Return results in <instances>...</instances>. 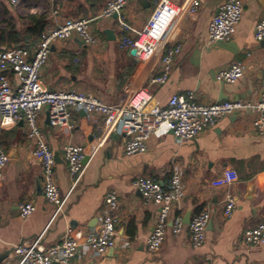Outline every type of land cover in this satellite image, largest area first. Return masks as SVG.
I'll list each match as a JSON object with an SVG mask.
<instances>
[{
    "label": "crops",
    "instance_id": "crops-1",
    "mask_svg": "<svg viewBox=\"0 0 264 264\" xmlns=\"http://www.w3.org/2000/svg\"><path fill=\"white\" fill-rule=\"evenodd\" d=\"M108 0H20L13 4L0 0V48L38 44L39 34L67 17H97ZM159 0H133L120 15L97 19L92 23L95 44H85L74 35L58 41L42 71L49 89H76L100 95L106 102L120 101L135 76L137 63L130 49H122L118 40L136 36L154 13ZM177 5L184 0H171ZM196 12H182L169 35L168 46L180 45L168 80L151 85L153 100L166 106L176 94L193 91L200 101L209 103L242 99L258 102L264 87V41L255 39L256 23L264 15V0H243L242 18L231 45L208 44L210 22L227 0H198ZM122 23L130 29H124ZM112 30L109 36L105 31ZM114 36V37H113ZM240 61L245 69L236 82L216 80L217 71ZM156 59V73L161 72ZM14 81L13 72L9 73ZM248 110L222 118L198 137L180 140L172 133L151 139L143 153L126 154L125 134L107 126L104 116L74 112V127L64 132L49 123L47 107L38 125L55 154V177L63 197L61 213L43 194L41 161L33 155V142L26 137L27 125L0 129V146L9 155L0 181V264H16L15 245L33 240L56 243L68 236L87 235L97 229L110 190L119 193L116 210L115 246L101 255H79L71 264H264V244L253 249L245 246L246 232L264 218V134L258 133ZM71 143L97 147L89 165L76 183L69 173L63 147ZM232 169L238 180L222 186L212 181L224 169ZM180 174L183 197L173 213L190 219L208 210L204 243L195 247L186 228L174 233L167 228L161 248L152 252L146 238L157 221L158 207L146 202L133 182L150 176L166 184L173 172ZM236 199L231 216L224 212L228 194ZM32 202L35 210L28 217L20 214V205Z\"/></svg>",
    "mask_w": 264,
    "mask_h": 264
},
{
    "label": "built area",
    "instance_id": "built-area-1",
    "mask_svg": "<svg viewBox=\"0 0 264 264\" xmlns=\"http://www.w3.org/2000/svg\"><path fill=\"white\" fill-rule=\"evenodd\" d=\"M9 1L13 4L20 2ZM131 1L108 0L95 18L67 17L57 20L39 34L34 50L24 47L0 48V129L10 128L19 121L26 123V137L33 142V155L42 163L43 194L55 205V215L61 213L67 197L60 193L54 170L55 154L38 125V117L45 107L50 125L64 132L74 127L75 111L104 116L107 126L125 134L124 152L130 155L146 152L151 139H160L170 133L180 140L195 139L222 118L245 110L255 115L252 124L258 133L264 134V93L258 102L235 99L206 103L200 101L193 91L174 95L166 106H160L153 100L149 87L164 84L168 80L175 57L181 50L180 45L168 46L170 32L182 12L198 10V0H184L181 5L171 0H159L145 27L139 31L134 30L136 36L124 35L118 40L122 49L135 50L137 65L131 84L117 103H108L93 92L47 88L42 79V71L54 44L74 35L82 43L95 44L97 39L92 34V23L115 14L119 16ZM243 10V0L225 1L210 22L208 44L229 41L236 32ZM122 26L130 29L124 23ZM254 36L256 40L264 41V15L256 23ZM157 58L162 66L160 73H156ZM244 69L242 62L235 61L229 67L217 71L215 78L220 82L233 83L243 76ZM10 71L13 72L14 81L9 75ZM96 148L92 147L88 152L84 145H64V159L76 183L85 173ZM8 161L9 155L0 146V181ZM237 180L236 171L227 168L211 183L222 186ZM133 184L142 192L146 202H152L158 207L157 221L146 238V247L150 251L156 252L161 248L170 224L176 234L187 228L195 247L204 243L211 220L208 210L193 215L189 223L184 221L182 215L173 213L174 206L183 197V184L177 171L171 174L166 184L150 176H139ZM119 196L116 190H110L105 195L100 223L96 230L86 236L76 234L56 243H47L42 233L33 240L21 241L13 248L16 264H71L79 255L105 253L115 246ZM236 206L235 197L229 193L225 200V214L231 216ZM34 210L32 202L20 205V214L24 218ZM263 244L264 218L257 226L249 229L245 236L248 249Z\"/></svg>",
    "mask_w": 264,
    "mask_h": 264
},
{
    "label": "water",
    "instance_id": "water-1",
    "mask_svg": "<svg viewBox=\"0 0 264 264\" xmlns=\"http://www.w3.org/2000/svg\"><path fill=\"white\" fill-rule=\"evenodd\" d=\"M141 1L144 3V0H141ZM218 11H219V10H218ZM114 17L117 18V17H118V14H115ZM105 32H106L109 36L112 34V30H109V29H107ZM113 37H114V36H113ZM220 43H221L220 45H222V46H224V47H229V46L231 45L230 42H220ZM131 53H132V55H133V57H134V55H135V50L132 49V50H131ZM134 62L137 63V59H136L135 57H134ZM263 93H264V87L261 89L259 100L262 99V95H263ZM184 221H185L186 223H189V222H190V213L185 217ZM209 223H210V222H209Z\"/></svg>",
    "mask_w": 264,
    "mask_h": 264
}]
</instances>
